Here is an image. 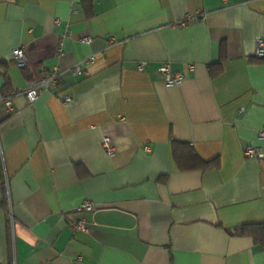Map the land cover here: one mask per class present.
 Here are the masks:
<instances>
[{"label": "crops", "instance_id": "1", "mask_svg": "<svg viewBox=\"0 0 264 264\" xmlns=\"http://www.w3.org/2000/svg\"><path fill=\"white\" fill-rule=\"evenodd\" d=\"M258 36L264 0H0V264H264V244L225 231L264 224ZM165 63L178 84H164ZM173 140L218 166L177 169ZM84 199L95 224L74 231Z\"/></svg>", "mask_w": 264, "mask_h": 264}, {"label": "built area", "instance_id": "2", "mask_svg": "<svg viewBox=\"0 0 264 264\" xmlns=\"http://www.w3.org/2000/svg\"><path fill=\"white\" fill-rule=\"evenodd\" d=\"M198 16H201V14H197ZM62 40L63 37L60 38L58 42V48L57 51L61 52V46H62ZM89 37L88 36H83L81 37V41L83 42H89ZM264 53V39L261 37H256L254 40V50L252 55L255 58H261ZM12 59L19 65L23 66L25 65V58H24V53L21 48H15L11 52ZM95 59L94 55H90L79 62H77L75 65L71 67V72L72 74H80L82 72L81 70V64L86 65L91 62H93ZM144 66V63L141 62L137 65L138 70H142ZM191 67V66H189ZM158 73L162 77V80L166 86H172L175 84H178L183 78H184V73L182 72H172L170 70V67L167 63L162 65L158 69ZM59 78V70L57 67H54L51 71L43 73L38 80H34L28 89L25 91V96L26 100L29 103H32L40 93L42 89H46L49 85H54ZM61 101L64 104H68L72 101L71 96L69 95H61L59 96ZM0 99L2 97L0 96ZM5 107L7 108L8 111L11 109V105L8 99L5 100L4 102ZM257 137L259 139H264V126L258 131ZM101 147L104 151L105 154L107 155H112L114 152V146L112 144L111 139L108 136H102L101 137ZM145 150H147V146L144 147ZM243 155L246 157H252V158H257L261 159L263 157L262 153H260L256 148L252 146H245L243 149ZM93 209V204L91 201L84 199L82 202L75 208V218L69 221L70 227L74 231H82L86 232L89 230L90 226L95 224L93 221L89 222L85 218L79 216V214L85 212V211H91Z\"/></svg>", "mask_w": 264, "mask_h": 264}, {"label": "trees", "instance_id": "3", "mask_svg": "<svg viewBox=\"0 0 264 264\" xmlns=\"http://www.w3.org/2000/svg\"><path fill=\"white\" fill-rule=\"evenodd\" d=\"M20 68L23 76L28 79L29 74L27 68L24 65ZM210 73L214 76L216 70L214 71L213 69H210ZM7 83L6 80L5 84ZM4 94L3 87H1L0 96H3ZM171 156L177 169L182 171L206 170L218 166V160L216 158L207 161L202 160L190 146L184 142L176 140H173L171 143ZM75 169L77 174L81 173L80 169L82 168H80V166L76 165ZM225 231L229 235L249 237L256 243L264 244V224H243Z\"/></svg>", "mask_w": 264, "mask_h": 264}]
</instances>
